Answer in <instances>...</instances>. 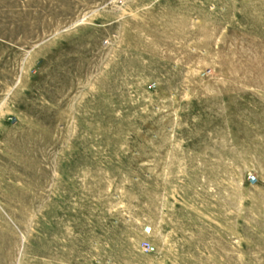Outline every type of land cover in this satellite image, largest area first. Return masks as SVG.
Segmentation results:
<instances>
[{
  "label": "rangeland",
  "instance_id": "1",
  "mask_svg": "<svg viewBox=\"0 0 264 264\" xmlns=\"http://www.w3.org/2000/svg\"><path fill=\"white\" fill-rule=\"evenodd\" d=\"M0 264H264V0H0Z\"/></svg>",
  "mask_w": 264,
  "mask_h": 264
}]
</instances>
